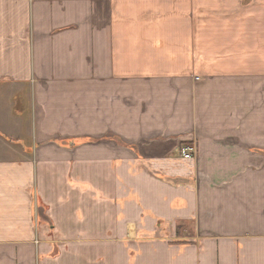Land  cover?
Returning <instances> with one entry per match:
<instances>
[{
	"label": "crops",
	"instance_id": "obj_1",
	"mask_svg": "<svg viewBox=\"0 0 264 264\" xmlns=\"http://www.w3.org/2000/svg\"><path fill=\"white\" fill-rule=\"evenodd\" d=\"M0 264H264V0H0Z\"/></svg>",
	"mask_w": 264,
	"mask_h": 264
},
{
	"label": "built area",
	"instance_id": "obj_2",
	"mask_svg": "<svg viewBox=\"0 0 264 264\" xmlns=\"http://www.w3.org/2000/svg\"><path fill=\"white\" fill-rule=\"evenodd\" d=\"M195 155L196 149L192 146H184L180 150V156L185 160L194 159Z\"/></svg>",
	"mask_w": 264,
	"mask_h": 264
}]
</instances>
